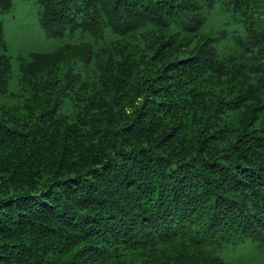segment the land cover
Listing matches in <instances>:
<instances>
[{"label": "trees", "instance_id": "1", "mask_svg": "<svg viewBox=\"0 0 264 264\" xmlns=\"http://www.w3.org/2000/svg\"><path fill=\"white\" fill-rule=\"evenodd\" d=\"M37 2L15 90L0 16V264L264 256V0Z\"/></svg>", "mask_w": 264, "mask_h": 264}, {"label": "rangeland", "instance_id": "2", "mask_svg": "<svg viewBox=\"0 0 264 264\" xmlns=\"http://www.w3.org/2000/svg\"><path fill=\"white\" fill-rule=\"evenodd\" d=\"M12 8L0 16L4 23L7 53L12 64L9 89L15 90L18 84L19 56L27 57L31 51H49L60 43L51 30L40 24L41 7L37 0H12ZM235 260L245 263L264 264V256L254 253L250 248H237L232 254Z\"/></svg>", "mask_w": 264, "mask_h": 264}]
</instances>
